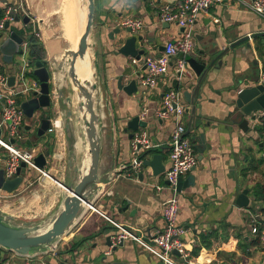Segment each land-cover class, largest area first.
Returning a JSON list of instances; mask_svg holds the SVG:
<instances>
[{
	"label": "crops",
	"instance_id": "1",
	"mask_svg": "<svg viewBox=\"0 0 264 264\" xmlns=\"http://www.w3.org/2000/svg\"><path fill=\"white\" fill-rule=\"evenodd\" d=\"M15 1L0 0V11L5 2ZM24 1L27 11L36 16L38 24L40 20L42 26L41 41L45 55L41 61L46 65L54 59L59 61L65 51L70 49L66 32L68 6L73 4V9L75 6V17L81 30V19L87 0ZM177 1L156 0L151 4V0H95L91 42L94 45L93 52L97 56L96 64L102 87L103 165L108 169L113 162V168H122V171L109 176L91 204L94 209L89 205L58 246L50 252L33 256L31 264H164L133 241L128 240L116 249L108 246L107 241L119 232V225L134 230L145 239H149L152 233L164 225L162 202L169 196L170 190H158L153 185H164L165 173L153 176L152 168L143 166L139 172L144 174L143 181L139 178V173L138 176L128 175L133 159V138L131 139L130 135L146 131L150 142L158 147L150 148L152 151L143 150V160L151 159L154 154H162L166 169L170 167L173 123L158 118L155 109L161 103L164 92L169 88H176L175 64L181 56L173 59L169 73L159 77L158 87L152 91L143 93L140 75L144 74L142 61L146 56H157L168 40L181 35L183 28L173 23L160 22L156 13L159 7ZM251 1L225 0L212 6L207 13L201 14L194 26L195 46L187 57H198L205 45L216 42L221 51L245 35L263 31L264 18L249 9L247 4ZM128 18L144 21V27L139 32H124L117 36L118 39L122 37L123 41L133 34L143 36L145 53L136 63L134 57L116 54L115 51L121 44L109 37L112 29L121 26L122 21ZM25 23L27 22L24 19L12 23V30L18 32L22 39ZM8 35L4 34L3 38ZM250 41L251 47L243 43L224 55L222 66H218L211 76L205 78L194 119L189 110L191 105L183 96L187 105L183 121L187 129L192 122V130L187 136L194 144L198 162L183 176L189 184L179 192L178 223L186 229L183 241L188 250L200 261L264 264V250L257 237L250 231L251 217L248 213V210L260 212V203L256 202L253 188L258 181H264V109L257 111L256 119L248 118V128L244 130L240 127L243 118L236 104L238 92L259 82L260 73L264 70V42L261 39ZM0 56L7 55L0 52ZM7 57L19 58L14 67L0 65L12 77L22 68V52ZM25 57L34 71L36 61L31 59L29 40ZM121 75L125 76L124 84L136 78L139 91L129 95L120 89L118 79ZM190 76L184 89L192 91L198 77L192 69ZM144 107H148L149 111L142 118ZM53 108L55 113H60L57 104ZM36 113L39 114L37 121H25L24 127L37 138L34 140L29 135L26 136L25 142L27 145H33L38 155L44 153L47 159L46 169L60 175L63 180V166L50 165V158L57 156V153L50 152L49 136L61 135L60 129L58 128L56 134L39 135L35 130L41 124L43 114H49V111L45 113L39 110ZM136 115H140L141 119L147 122V126L136 131H127L128 121ZM57 124L59 127V120ZM27 126L31 128L27 129ZM45 138L48 146L44 152L42 145ZM61 139L65 148V141L61 137L59 145ZM60 152L65 154L64 150L60 149ZM0 167H3V162H0ZM25 182L26 180L10 194L15 195L21 191ZM48 183V178L42 177V185L46 187L43 193L46 198V213L56 205L62 193L58 186ZM244 189L248 190L249 204L238 206V196ZM2 194L6 193L3 191ZM5 205L7 204L2 202L1 207ZM8 206L10 207V204ZM195 250L197 252H194ZM12 254L14 253L0 247V260L8 259L10 264H24V258L12 257Z\"/></svg>",
	"mask_w": 264,
	"mask_h": 264
},
{
	"label": "water",
	"instance_id": "2",
	"mask_svg": "<svg viewBox=\"0 0 264 264\" xmlns=\"http://www.w3.org/2000/svg\"><path fill=\"white\" fill-rule=\"evenodd\" d=\"M96 3L95 0H87L85 11L82 15L84 24L81 26L80 37L76 50L68 49L65 51L62 59L52 60L48 65L43 61L35 62L34 75L41 84V93L22 102V108L28 118H37L36 111H48V107H59L60 126L64 133L65 149H66V168L64 167V179L61 182L65 190H62L59 201L56 205L46 213L41 222L35 223V220L18 219L14 215L7 213L0 208V247L16 253L20 256H35L42 253L50 252L77 224L85 211L92 204L93 200L98 196L103 188V184L107 182L109 176L122 168H113V162L109 168L103 165V149H104V125L101 105L102 87L99 79V71L97 69V56L93 52V44L91 42L92 30L94 27ZM15 22L20 21L18 13L13 12ZM36 18V16H35ZM25 22L29 21V17L25 16ZM40 24V20H39ZM42 29V26L40 24ZM12 23L6 22V29L10 30ZM133 33L131 27L117 26L109 33L112 41L118 40V49L116 54L126 57H134L140 60L145 53V42L141 35H131L123 41L122 37L117 36L122 33ZM0 34V52L7 56H12L16 52H22L20 44L22 37L18 32L12 31L7 37ZM250 39H261L264 42V30L252 35H245L230 45L224 47L220 51L218 43L204 46L198 57H187L189 70L198 77L193 90L184 89L185 84L190 80V73H177L182 75L181 79L176 78L174 85L179 89L187 102L190 103L192 119H194L198 106V98H201V88L207 76H211L214 69L222 66V57L228 54L237 46L246 43L247 47H251ZM123 41V43H122ZM164 47L161 48V51ZM93 52L91 63L85 67V71L92 69V80L80 79L77 72L78 60L84 61L88 50ZM161 53L158 54L160 56ZM146 66H143L145 69ZM124 75L118 79V86L127 94L132 95L139 91L138 81L136 78L131 79L124 84ZM52 79V83L50 80ZM258 81V80H257ZM14 83V76L10 77V84ZM52 89L55 90L54 94ZM164 96V95H162ZM55 100V102H54ZM237 107L242 115L240 127L244 130L248 128V118L256 119L257 111L264 109V83L256 82L255 85L242 88L237 94ZM38 119V118H37ZM51 121L46 117H41V125L38 134H45ZM147 122L142 120L140 115L131 118L127 123L126 130H138L140 127H146ZM30 129L31 126H27ZM192 130V122L186 131V135ZM1 133V128H0ZM134 133L130 135L132 139ZM83 140L88 145V154L90 157L89 165L86 167V173L78 165L77 145ZM149 150V149H148ZM50 154V153H48ZM145 153L141 154V158ZM164 155L154 154L151 159H144L143 166L152 168V175L159 176L166 172V166L163 163ZM35 162L41 169H45L47 164L46 155L40 153L36 156ZM26 166L24 162L18 169V176L14 179H5L4 168L0 167V189L7 192H13L23 182L22 169ZM141 181L144 174L139 173ZM188 181L183 177L179 179L178 191L188 186ZM248 190L244 189L238 196V206H246L249 204ZM47 226L44 229V226ZM111 237L108 238L107 245L111 246ZM114 249L117 246L113 247ZM178 254L177 251H175Z\"/></svg>",
	"mask_w": 264,
	"mask_h": 264
},
{
	"label": "built area",
	"instance_id": "3",
	"mask_svg": "<svg viewBox=\"0 0 264 264\" xmlns=\"http://www.w3.org/2000/svg\"><path fill=\"white\" fill-rule=\"evenodd\" d=\"M225 0H178L172 4H166L159 7L158 18L160 22L173 23L183 31L179 37L168 40L160 56L149 55L143 59V65L146 68L141 74V87L143 93L152 91L158 87V79L160 76L169 73L173 59L178 58L175 64L176 75L178 72L190 73L187 64V55L192 52L195 46L194 26L198 17L207 13L212 6L223 3ZM156 0H151L154 4ZM249 9L264 18V0H252L247 4ZM3 15L0 18V33L8 31L10 34L13 30L6 29V22H15L13 12L18 13L20 20L25 16L29 17V21L24 24L27 27L33 24L31 35L42 40V29L38 24V20L30 15L27 11V5L24 0H16L15 2H5L2 7ZM122 27H131L134 32H139L144 27L142 19L128 18L122 21ZM22 49L23 65L14 76V84H10V74L0 66V162H3L5 179H14L17 177L18 169L21 163L26 166L22 169L23 181L27 180L28 170L38 171L40 175L47 177V169H41L37 166L35 158L38 151L35 147H22L17 145V141H24L23 136L25 130V112L22 108V102L34 94L41 93V84L33 73L31 63L28 62L25 55L28 50V40H22L20 44ZM136 63L137 60L134 59ZM182 75H177L181 79ZM259 83H264V70L260 73ZM51 82V80H50ZM55 90L52 89L54 94ZM148 107H144L142 118L148 113ZM187 112V105L183 100V94L179 89L169 88L164 92L161 103L156 107V116L162 120L171 121L173 130L170 139V167L165 172V184L153 185L156 189L162 190L167 188L170 190L169 196L162 202L164 225L156 232L152 233L149 239H145L138 235L134 230L124 226H118L119 232L111 236V248L120 246L124 242L130 240L142 246L150 252L155 258L164 264H221L213 261L199 260L192 256L183 236L186 229L178 223V215L180 211V199L178 191L179 179L186 173L190 172L197 164L198 158L194 148V144L186 135V125L184 124V116ZM51 124L47 133H58V118H50ZM8 125L10 143L3 137V126ZM158 147L150 142L149 135L146 131L137 132L132 140L133 159L130 165L128 175L138 176L143 167V158L141 152L150 148ZM131 173V174H130ZM6 194H2V192ZM12 192L0 189V199L6 197ZM94 209L93 205H90ZM251 221L249 228L251 233L259 239L260 246L264 250V214L258 211L248 210ZM58 244L52 249L54 250ZM178 252V254L175 253ZM12 257L24 258V264H31L33 256H20L16 253ZM0 264H10V261L0 260ZM42 264H46L43 262Z\"/></svg>",
	"mask_w": 264,
	"mask_h": 264
},
{
	"label": "rangeland",
	"instance_id": "4",
	"mask_svg": "<svg viewBox=\"0 0 264 264\" xmlns=\"http://www.w3.org/2000/svg\"><path fill=\"white\" fill-rule=\"evenodd\" d=\"M24 32L22 34L23 39L25 41L29 40V35L33 30V24H29L27 27H23ZM2 34L8 33V31H2ZM1 39V37H0ZM1 42V40H0ZM19 58L16 57H7V56H0V65L5 67H14L16 66ZM48 111L51 117L59 118V114L55 113L53 106L50 108L48 107ZM46 113V112H45ZM26 122L34 123L37 121V118L28 119L25 118ZM57 133V132H56ZM63 133V132H62ZM31 136L34 140L37 138L36 135L33 133H29V131L24 130L23 136L25 140L17 141V145L22 147H29L31 148L33 145L26 144V136ZM49 136V135H48ZM3 137L10 143V136L8 132V125L5 124L3 126ZM59 137L64 139V133L58 136H49L51 153H60V149L65 151L63 158L60 161L59 157L55 156L54 158H50V165L54 164L59 166L60 164L66 168V149L64 146L62 147L59 145ZM62 142V139H61ZM60 142V143H61ZM46 138L42 145V151H47V144ZM45 144V145H44ZM28 179L26 180V184L22 187L21 191L17 192L15 195L7 194L6 197L0 199V208H3L7 213H10L17 217L18 219H29L35 220V223L41 222L44 217H46V198L43 197V193L46 191V187L42 185V177L46 179L45 176L40 175V173L36 170H28L27 172ZM5 203L4 207H1V204ZM10 204V207L8 206Z\"/></svg>",
	"mask_w": 264,
	"mask_h": 264
},
{
	"label": "bare ground",
	"instance_id": "5",
	"mask_svg": "<svg viewBox=\"0 0 264 264\" xmlns=\"http://www.w3.org/2000/svg\"><path fill=\"white\" fill-rule=\"evenodd\" d=\"M67 3V2H66ZM74 3V2H73ZM71 6V8H69ZM75 9V6H74ZM73 9V4L68 6V11H67V21H66V32H67V41H68V47L70 49L76 50L77 46H78V41H79V37H80V25L77 23L76 21V17L75 14L76 13V9ZM64 11V10H63ZM79 22V19H78ZM77 23V24H76ZM84 21L83 18L81 19V26H83ZM93 59V52L89 49L88 53L86 54L85 60L81 61L78 60L77 63V72L78 75L80 77V79L82 80H86V79H91L92 80V76L91 73H93V70L89 71H85V67L91 63V60ZM59 120V124H60V119ZM61 135L63 134V130L61 128V126H59ZM62 147L63 145V141L60 144ZM77 152H78V165L80 166V168L82 169L83 173H86V167L89 165V154H88V145L85 144L83 142V140H81V142L77 145ZM57 157H59L60 161H62L61 159L64 156V153H59L56 154ZM47 178L48 181L50 183V185H54L55 187L58 186V190L62 191L65 190V187L62 186L61 182L63 181L60 178V175L58 174H54V172H49L47 171ZM46 225L43 227L44 229H46Z\"/></svg>",
	"mask_w": 264,
	"mask_h": 264
},
{
	"label": "trees",
	"instance_id": "6",
	"mask_svg": "<svg viewBox=\"0 0 264 264\" xmlns=\"http://www.w3.org/2000/svg\"><path fill=\"white\" fill-rule=\"evenodd\" d=\"M2 15H3V10L0 11V18L2 17ZM29 48H30V56L32 60L38 61L44 58L45 55L44 45L42 41L34 35H31L29 37ZM147 151H152V149H149ZM253 189H254V196L256 202L260 203L259 204L260 208H258V210L262 214H264V181H258ZM252 209H254V207ZM257 240L259 239L257 238ZM194 252L197 251L195 250Z\"/></svg>",
	"mask_w": 264,
	"mask_h": 264
},
{
	"label": "flooded vegetation",
	"instance_id": "7",
	"mask_svg": "<svg viewBox=\"0 0 264 264\" xmlns=\"http://www.w3.org/2000/svg\"><path fill=\"white\" fill-rule=\"evenodd\" d=\"M44 116H45L46 118H48V119L51 118V116H49L48 113H47V114H43V117H44ZM40 125H41V124H40ZM40 125H39V127H40ZM39 127H37L35 131H38ZM46 133H47V132H46Z\"/></svg>",
	"mask_w": 264,
	"mask_h": 264
}]
</instances>
